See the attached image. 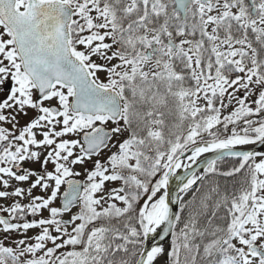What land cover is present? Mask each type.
Returning a JSON list of instances; mask_svg holds the SVG:
<instances>
[{
    "label": "snow or ice",
    "instance_id": "snow-or-ice-1",
    "mask_svg": "<svg viewBox=\"0 0 264 264\" xmlns=\"http://www.w3.org/2000/svg\"><path fill=\"white\" fill-rule=\"evenodd\" d=\"M0 264H264V0H0Z\"/></svg>",
    "mask_w": 264,
    "mask_h": 264
}]
</instances>
